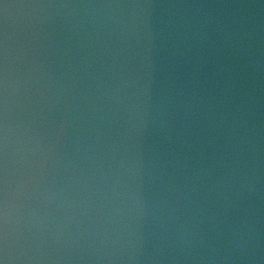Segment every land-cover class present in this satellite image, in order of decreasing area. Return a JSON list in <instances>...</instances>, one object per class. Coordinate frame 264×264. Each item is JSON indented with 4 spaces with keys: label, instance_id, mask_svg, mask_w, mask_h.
<instances>
[{
    "label": "water",
    "instance_id": "obj_1",
    "mask_svg": "<svg viewBox=\"0 0 264 264\" xmlns=\"http://www.w3.org/2000/svg\"><path fill=\"white\" fill-rule=\"evenodd\" d=\"M0 264H264V0H0Z\"/></svg>",
    "mask_w": 264,
    "mask_h": 264
}]
</instances>
